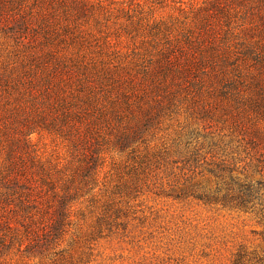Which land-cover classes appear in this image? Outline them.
Here are the masks:
<instances>
[{
	"label": "rangeland",
	"instance_id": "374dc122",
	"mask_svg": "<svg viewBox=\"0 0 264 264\" xmlns=\"http://www.w3.org/2000/svg\"><path fill=\"white\" fill-rule=\"evenodd\" d=\"M87 1L104 8L139 3L148 11L152 0ZM175 1L197 8L213 0ZM20 4L0 0V95L11 107L21 103L16 98L24 92L22 83L38 82L46 70L32 63L31 54L55 64L53 51L70 64L58 69L64 86H83L87 77L101 94L108 121L102 120L87 145L99 159L96 181L70 201L59 239H51V219L36 235H16L10 226L24 230L17 223L23 215L17 196L10 199L14 203L0 204V264H234L240 252L243 264H256L254 256H264L263 227L251 215L199 197L217 187L213 138L226 127L228 114L238 112L227 91L231 57L226 64L221 56L207 64L182 59L179 66H186V73H168L151 55L153 38L128 35L127 30L143 32L148 22L179 34L185 18L172 0L156 5V12H130L133 25L125 12H88L50 42L38 19L27 23L31 12L21 11ZM199 13L188 12L192 19ZM240 15H232V26L241 23ZM233 51L231 44L225 55ZM74 63L82 68H73ZM83 67L89 68L87 75L81 74ZM31 108L25 113L32 118ZM149 109L152 122L138 139L124 141L134 118L144 119ZM28 138L40 158L62 172L69 167L72 147L63 134L36 131ZM238 167L242 170L244 163ZM41 205L29 211L37 217L39 211L53 212ZM31 241L34 249L27 247Z\"/></svg>",
	"mask_w": 264,
	"mask_h": 264
},
{
	"label": "trees",
	"instance_id": "16d2710c",
	"mask_svg": "<svg viewBox=\"0 0 264 264\" xmlns=\"http://www.w3.org/2000/svg\"><path fill=\"white\" fill-rule=\"evenodd\" d=\"M172 1L180 4L175 9L185 18L179 34L174 35L171 28L162 30L159 23L150 25L149 20L143 18L140 20L148 22L143 32L134 29L127 30V33L132 38L138 35L153 38L151 55L160 64H165L168 73L185 74L187 67L179 66L182 59L190 62L200 60L207 64L210 58L221 56L226 64V58L231 57L227 66L232 67V78H228L227 91L232 93L238 112L228 114L226 127L213 138L216 161L212 172L217 179V187L199 197L208 203L253 216L263 227L259 235L264 240V0H213L208 6L197 8L192 5L184 7V1ZM124 3H119V7L104 8L87 0H33L31 3L21 0L20 10L31 12L28 24L36 23L38 19L40 32L50 42L62 29L67 30L77 24L88 12H104L106 9L105 12H125L127 19L132 21L130 12H156V5H164L166 0L150 1L148 11L139 3L135 6L134 3L125 6ZM188 12L200 13L192 19ZM234 14H241V23L237 26L231 24ZM224 25L228 27L225 37L222 35ZM231 44L237 51H233V55H225ZM49 54L55 59V64L37 53L31 54L32 63L38 68L43 67V71L46 67V70L38 82L31 79L28 84L22 83L24 92L16 98V102L21 103L11 107L9 98L0 95V189L4 190L0 194V204L14 203L10 199L17 196V205L23 212L17 223L24 230L10 226V231L16 235L24 231L36 235L46 226V219H51V239H59L68 218L70 201L78 192L91 190L96 181L99 159L87 145L93 132H99L101 123L107 122L108 118L103 112L105 104L101 94L90 80L85 77L83 86L79 88L64 86L65 79L58 77V69L69 68L70 64L65 58L62 60L60 54L53 51ZM72 66L82 68L77 63ZM83 69L81 74L87 75L89 68ZM28 106L33 107L35 114L32 118L25 113ZM153 117L149 109L144 119L134 118L136 123L125 128L128 131L124 141L138 139L142 128L147 127ZM224 129L229 133H224ZM36 131L60 133L67 137L72 155L65 171L57 170L38 156L28 138ZM242 163L244 167L241 170L238 164ZM43 200L47 204H42ZM39 205L49 206L53 212L39 211L41 216L37 217L29 211ZM47 215L50 216L46 218ZM34 245L31 241L27 247L34 249ZM243 258L244 254L238 253L234 264H243ZM254 261L264 264V256L255 255Z\"/></svg>",
	"mask_w": 264,
	"mask_h": 264
}]
</instances>
